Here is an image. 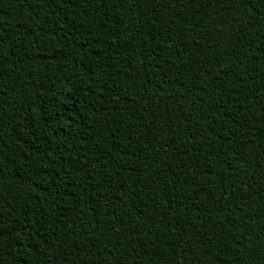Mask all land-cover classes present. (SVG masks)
<instances>
[{"label": "trees", "instance_id": "obj_1", "mask_svg": "<svg viewBox=\"0 0 264 264\" xmlns=\"http://www.w3.org/2000/svg\"><path fill=\"white\" fill-rule=\"evenodd\" d=\"M0 264H264V0H0Z\"/></svg>", "mask_w": 264, "mask_h": 264}]
</instances>
